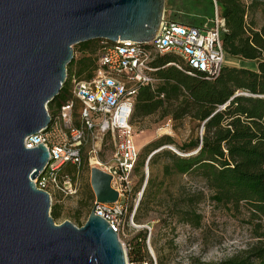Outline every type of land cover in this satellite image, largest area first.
Listing matches in <instances>:
<instances>
[{"label": "trees", "instance_id": "trees-1", "mask_svg": "<svg viewBox=\"0 0 264 264\" xmlns=\"http://www.w3.org/2000/svg\"><path fill=\"white\" fill-rule=\"evenodd\" d=\"M175 1H165L170 20L202 26L204 21L194 22L185 17L186 13L180 15L184 6L179 7ZM208 3L211 19L215 12L224 19L226 30L221 32V43L225 53L253 61L255 66L225 64L216 77L207 78L187 63L181 69L168 64L182 62L173 52L156 54L151 65L155 67L152 75L158 80L154 85L138 86L131 124L159 114L160 118L168 117L173 122L189 118L195 123L196 132L181 143H176L170 134H163L143 146L145 154L139 159L138 153L133 173L145 167L150 155L148 176L133 219L138 221L142 209L150 204L166 203L159 221L198 227L201 222V214L195 207L198 195L174 196L165 182L181 175L200 177L215 204L247 213L256 238L246 248L208 264H264V1L208 0ZM257 11L261 23L256 20ZM102 40L90 39L73 45L79 56L67 64L68 78L47 103L49 110L58 109L70 97L68 85L72 76L89 78L92 75L97 67V54L105 46ZM163 145H174L178 150ZM68 164L59 169V177ZM79 167L72 164L68 172L74 177ZM144 178L145 171L138 185L142 186ZM163 190L168 193L166 200L159 196ZM50 215L53 219L59 216L56 206L51 205ZM146 236L144 228L127 242L130 261L146 260L152 264L145 249ZM156 263L163 264L159 255Z\"/></svg>", "mask_w": 264, "mask_h": 264}, {"label": "water", "instance_id": "water-1", "mask_svg": "<svg viewBox=\"0 0 264 264\" xmlns=\"http://www.w3.org/2000/svg\"><path fill=\"white\" fill-rule=\"evenodd\" d=\"M164 7L165 0H0V264H126L95 205L80 226L54 222L49 193L33 181L47 167V148H26L24 138L49 125L46 106L66 79L72 45L148 41ZM110 181L90 167L95 203L117 200Z\"/></svg>", "mask_w": 264, "mask_h": 264}, {"label": "built area", "instance_id": "built-area-1", "mask_svg": "<svg viewBox=\"0 0 264 264\" xmlns=\"http://www.w3.org/2000/svg\"><path fill=\"white\" fill-rule=\"evenodd\" d=\"M210 22V25L201 27L181 24L170 20L164 7L152 39L143 42L117 40L113 43L102 40L105 46L97 54V67L92 75L86 79L72 76L70 97L56 109L55 114H50L46 107L50 116L49 125L24 138L26 148L38 144L47 148V167L33 181L49 195L50 187L65 188L60 186L59 169L67 163L80 166L84 154L88 156L91 167H98L111 175L110 186L117 191V200L96 203L93 200L92 205H95L94 213L116 231L125 251L126 264H148L146 260L135 262L128 259V244L121 239V235H125L129 226L147 230L145 244L152 264H157L149 244L151 227L133 222L141 190L137 192L133 210L128 218L125 217L133 192V169L139 153L130 122L137 88L142 84L156 83L158 79L152 75L155 67L151 62L156 54L165 52L181 56L207 78L216 77L225 65L226 53L221 43V32L226 28L224 19L217 13ZM168 64L181 69L179 63ZM169 121L167 119L165 124L168 125ZM107 138L111 152L108 160L103 162L98 156ZM65 178L63 182L68 183L71 190L68 175Z\"/></svg>", "mask_w": 264, "mask_h": 264}, {"label": "rangeland", "instance_id": "rangeland-1", "mask_svg": "<svg viewBox=\"0 0 264 264\" xmlns=\"http://www.w3.org/2000/svg\"><path fill=\"white\" fill-rule=\"evenodd\" d=\"M243 1L245 3L250 2V0ZM175 3L179 7L184 6V12L178 11L180 15L186 13L187 16L185 15V17L187 19L194 22L204 21L202 26L210 25L211 8L208 0H187V2L176 0ZM255 17L261 23L262 19L259 11L255 13ZM74 48L76 46L72 45L73 57L76 58L79 56V52L74 50ZM177 56L182 61L178 63L183 67L186 61L181 56ZM225 64L244 65L246 67L255 66L253 61L243 60L238 57H230L229 60H225ZM67 78L68 74L66 75ZM80 79L86 78L81 77ZM68 88H70V82ZM49 112L50 114H55L56 109L54 111L49 110ZM167 119L170 118H160L159 114H154L132 124L135 131V141L139 147V159L145 154L142 149L143 146L160 135L170 134L176 143H181L196 132L195 123L190 121L189 118H185L180 122H173L170 119L169 124L166 125ZM165 146L178 150L174 145H163V147ZM110 152L111 145L107 138L98 157L105 162L110 157ZM71 166L72 164H68L59 177L60 186L65 187L64 190L54 186L49 188L51 198L50 210L51 205H54L59 211V216L54 219L56 224L69 220L74 225L80 226L85 222L86 215L92 207V197L94 200V193L90 185L91 166L88 156L85 154L74 177L68 172ZM156 168H159V165ZM144 171L145 168L141 167L133 176V192L129 197L128 210L125 214L126 218H128L131 210L134 208L137 192L141 190L142 186L138 185V183ZM65 175H68L70 179L71 190L68 188V183L63 182L66 179ZM165 183L168 186V191L174 196L198 195L195 207L201 214V222L196 227L185 223L174 226V223H170L169 221H159V217H163L165 213L166 203L162 206L153 203L148 205L147 208L142 209L139 220L133 219V222L135 224H146L151 227L149 244L155 258L156 255H159L163 260V264H208L217 262L240 249L246 248L256 240L253 237V228L247 220V213L244 211L235 212L234 210L215 204L210 198L209 188L200 177L181 175ZM159 196L166 200L168 193L163 190ZM143 230V227L129 226L125 230V235H121V239L127 243L134 235ZM145 249L149 255L146 244Z\"/></svg>", "mask_w": 264, "mask_h": 264}, {"label": "crops", "instance_id": "crops-1", "mask_svg": "<svg viewBox=\"0 0 264 264\" xmlns=\"http://www.w3.org/2000/svg\"><path fill=\"white\" fill-rule=\"evenodd\" d=\"M230 57H232V56H229V55L226 54L225 60H229ZM235 66H237V65H235ZM238 66H239V65H238ZM134 140H135V137H134ZM135 143H136V141H135ZM136 145H137V144H136Z\"/></svg>", "mask_w": 264, "mask_h": 264}]
</instances>
